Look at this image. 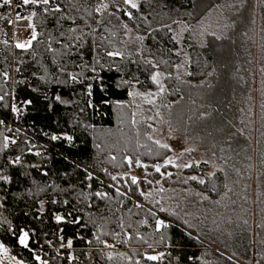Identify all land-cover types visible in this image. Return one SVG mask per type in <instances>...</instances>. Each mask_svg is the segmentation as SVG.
<instances>
[{"label":"trees","instance_id":"1","mask_svg":"<svg viewBox=\"0 0 264 264\" xmlns=\"http://www.w3.org/2000/svg\"><path fill=\"white\" fill-rule=\"evenodd\" d=\"M134 2L136 8L123 0H50L37 7L0 0V115L15 107V123L40 143L31 148L20 133L12 144L0 131V244L22 264H236L208 244L215 237L202 212L208 199H249L233 187L256 165L264 133L263 105L251 133L249 97L255 71L264 86V0ZM102 4L108 7L98 12ZM30 14L36 38L26 49L12 48L9 23ZM157 70L164 74L162 107H216L229 128L222 142L237 139L241 164L223 155L216 158L226 171L209 173L207 163H191L180 176L171 165L155 171L171 151L148 138L149 125L160 119L130 93H157L151 80ZM137 159L148 167H137ZM136 174L154 181L166 175L173 192L196 200L188 213L180 204L173 210L142 204L140 179L131 182ZM157 220L168 227L157 230ZM21 231L28 248L19 244ZM241 255L248 258L250 248Z\"/></svg>","mask_w":264,"mask_h":264},{"label":"rangeland","instance_id":"2","mask_svg":"<svg viewBox=\"0 0 264 264\" xmlns=\"http://www.w3.org/2000/svg\"><path fill=\"white\" fill-rule=\"evenodd\" d=\"M12 8L15 11L14 6ZM8 31L12 48H18L17 44L25 45L24 48L18 49L28 48L34 40L33 31L35 32L32 14L23 18L13 17L9 23ZM29 41L31 42L30 44L28 43ZM132 49L138 51L139 46L134 45ZM154 73L161 74L160 85L163 86L164 74L158 70ZM254 77L253 87L249 95L253 108L251 119L252 135L257 133L255 124L258 106H264V86L257 78L256 71L254 72ZM151 93L156 94L149 97L154 103H148L143 95L139 97L141 104L151 106L156 112V117L160 119L159 124L149 125L148 138L151 136L152 139L150 140L152 142L158 140L162 144H168L172 149L168 158H172L176 165L207 163L209 173H212L216 169L224 171L227 169L219 163L217 156H231L236 165L242 163L243 157L239 151L236 152L237 139L235 140L234 136H230L229 140L222 142L221 137L229 134V131H224V128H228V125L219 122L218 109L216 107L202 108L200 110L195 102L179 106L166 104V106L162 107L159 99L160 88L157 92L159 94ZM262 117L261 126L264 128V115ZM216 139H219V141L216 142ZM252 144L254 147V139H252ZM186 149H194V151L188 152L185 151ZM255 156L256 153L254 151L252 156L254 160ZM257 157L256 165L250 172H247L246 182L243 184L241 181L240 184L233 187L235 192L249 197L247 202L237 196L228 194L221 196L216 201L208 199L207 206L204 207L202 212V214L207 215L203 216V223L208 224L210 236L215 237V239H207L208 244L215 251L236 264H260L261 261H264V133L259 136ZM169 165L173 166L172 164ZM174 169L175 175L180 176L185 168L174 167ZM227 173L231 179L236 176V173H230L229 170ZM136 175L137 179H140L139 187L144 197L142 204L150 207L160 205L163 210H173L176 204H180L185 207L188 213L191 203L196 200V196L192 193L173 192L166 175L158 181H154L155 179L150 174ZM116 187L118 188V186ZM240 200L245 203H237ZM250 212L253 213L252 217L249 215L245 216ZM260 232L263 235L259 236ZM245 247L250 248L248 258L241 255ZM239 248H242V252H240ZM12 257L14 256L9 254V252H7V255L0 254V264H16L19 261L16 257L13 260Z\"/></svg>","mask_w":264,"mask_h":264},{"label":"snow or ice","instance_id":"3","mask_svg":"<svg viewBox=\"0 0 264 264\" xmlns=\"http://www.w3.org/2000/svg\"><path fill=\"white\" fill-rule=\"evenodd\" d=\"M10 2H11V0H3V3L6 4V5L7 4H10ZM123 2L125 4H127V5H129L132 8H136L137 7V5L134 2V0H123ZM23 3L25 5L31 3V4H34V5H36L38 7L40 3H42L44 5H48L50 3V0H23ZM107 7H108L107 4H102L100 7L97 8V11L99 12V11H101V8L106 9ZM59 10H60L59 8H56L55 9V11H59ZM33 15H35V13H33ZM129 18L130 19L132 18L130 14H129ZM35 38H36V34L33 31V39H35ZM28 43L30 44L31 42L29 41ZM16 46L18 48H24L25 47L24 44H17ZM108 55L109 56H117V55H120V53H118V52H109ZM147 63L152 64V61H147ZM152 66L153 67H156L155 64H153ZM160 75H161L160 73H154L151 76V80H152V82L154 84H156L160 88V92L162 93L163 92V86L160 85ZM73 79H75V77H73ZM157 94H159V93H157ZM130 95H132V96H140V95H143L144 98L146 99V101L151 104V103H154V101L151 100V99H149V97H151L153 95H156V94H153L151 92H148V93H145V94H141L139 92H132V93H130ZM13 111L14 112L16 111V108L15 107H13ZM157 115H159V113H157ZM0 123H2V122H0ZM52 139H57V137H52ZM66 139H70V138L69 137H66ZM149 139H152V137L149 136ZM12 142L15 143V141H12ZM153 143L159 145V147H161V148L167 149L168 151H172V149L170 148V146L168 144H162L158 140L153 141ZM5 147H7V142L5 143ZM185 151L190 152V151H194V149H186ZM181 155H183V153H181ZM113 159H115V157H113ZM17 162H19V158H17ZM126 162L129 164L130 167L133 164V161L130 158L126 159ZM135 164H136L137 167H144V168H147L148 167V165L142 164L140 162V160H138V159L135 161ZM169 164H172L174 167H183V168H190V167L193 166L191 163L184 164V165H176L175 162L172 160V158H168V159L165 160L164 165H155L154 166L155 167V171L156 172H160V169H161L162 166H167ZM167 175H171V173H168ZM89 179H91V176H89ZM112 179L115 180L116 177L113 176ZM188 180L198 181V183H200V184H204V182H205L203 179H198L196 176H189L188 177ZM131 182H132V184H137V182H138L137 181V177L136 176H131ZM185 183H187V180L185 181ZM110 187H111V185H110ZM161 191H163V189H161ZM117 192L120 195H124L123 193H119V189H117ZM96 195L98 197H101V198H104V197L107 196L106 193H102V192H97ZM204 198L207 199V197H204ZM139 206L140 205H137V207H139ZM161 210H163V209H161ZM55 219H56L57 223H60V222L63 221L64 218L62 216H60V215H57L55 217ZM73 222L74 223H79V220L76 219ZM156 225H157V230H159L161 227H168V225H166L161 220H157ZM67 243H68V247H71L72 246V241L71 240H69ZM19 244L21 246L25 247V248H28L29 245H28V233L27 232L21 231V234L19 236ZM7 252H8V249L5 248L3 244H0V254L7 255ZM109 258L111 259V256H109ZM157 258L158 257H155V256H149V257H147V259H149V260H155ZM12 259L15 260V257H12ZM35 259L37 261H40V257L39 256H36ZM16 264H20V262L17 261ZM41 264H46V262H41Z\"/></svg>","mask_w":264,"mask_h":264},{"label":"built area","instance_id":"4","mask_svg":"<svg viewBox=\"0 0 264 264\" xmlns=\"http://www.w3.org/2000/svg\"><path fill=\"white\" fill-rule=\"evenodd\" d=\"M15 113L10 110L9 116L5 117L3 115H0V131H5L7 140L13 144L12 141L17 142L18 136L21 133L26 134V142L27 145L31 148H38L39 147V140L34 135L29 134L25 129L20 127L15 123ZM44 155V153H42ZM118 249V247H116ZM160 252L164 254H169L171 252V249L169 248H161Z\"/></svg>","mask_w":264,"mask_h":264}]
</instances>
